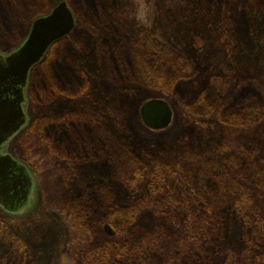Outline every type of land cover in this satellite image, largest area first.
Here are the masks:
<instances>
[{
	"label": "rangeland",
	"instance_id": "obj_1",
	"mask_svg": "<svg viewBox=\"0 0 264 264\" xmlns=\"http://www.w3.org/2000/svg\"><path fill=\"white\" fill-rule=\"evenodd\" d=\"M62 2L67 0H0V54L8 56L18 50L29 37L34 22L50 14ZM108 2L111 5L115 4V0ZM117 3L113 19L116 25L124 27L129 32L133 33L144 28L143 26L149 23V16L153 18L157 15L162 20L161 23L175 28L184 44L196 50L199 48L204 57L202 60L205 68H210L213 62L217 63L218 72L230 71L233 77L240 72L251 73L260 76L264 81V0H194L184 10L177 11L174 10L177 6L174 8L175 3L170 0L156 2L155 0H118ZM66 43L65 41L61 44L62 47L57 46L49 54L51 45L45 54L46 57L49 55L48 63L46 61L43 65H36L31 69L28 85L24 91L26 100L23 104V109L28 115V123L7 144L6 150L29 167L33 180V194L22 211L16 214H10L0 207V264H85L91 252L111 244L120 248L127 245V249L132 250V264H183L182 253L185 246L183 247L184 244L179 241L182 235L181 229L170 225L157 227L164 219L158 217L156 207L161 210L160 206L164 198L160 195L151 196L144 191L142 193L140 184L137 187L133 186L135 189L133 191L129 186L124 187L122 183L119 184L116 170L118 165L113 159L101 158L100 161L78 165L76 161L78 155L75 154L73 159L76 160L70 165L68 159L57 156L59 154L56 149H51L44 143L46 135L41 130L39 119L47 113V109L53 115V120L63 115L74 117L79 113L81 114L79 116L86 117L88 114L100 120L105 129L109 130L106 133L117 139L111 141L129 144L136 151L147 149L154 155L169 149V145L183 144L184 147H189L194 143L205 144L208 135L213 140L219 139V135L215 132L219 130L216 129L215 120L206 123L205 120L199 123L189 121L184 108H177V105H174L173 96L151 89L152 86L148 89L133 83L130 85L132 91L123 98L118 97L114 92L109 91V93L108 86L106 87L102 82L99 73H96V59L92 55L95 52L83 54L73 48L70 51ZM205 44L210 47L207 53H202ZM172 61L169 68L170 78L174 66H182L180 60ZM77 66L86 69L92 79L91 85L82 93L69 84L71 74L68 70L73 68L75 71ZM234 82L233 80L226 89L228 94ZM204 83L200 80L189 86L181 84L178 91L192 99L196 97ZM77 87L81 88V86ZM234 96L235 98L239 96L237 90ZM158 98L165 99L175 110L171 125L163 131L148 128L140 115V109L145 102ZM245 100L248 102L251 100L249 108L264 107V99L261 97L245 98ZM122 111L128 116L132 133L121 130L112 117L113 114L115 117L116 113ZM218 117L221 118L220 115ZM237 126L242 128L240 121ZM253 129L256 132H251L250 135L259 142L258 146H264V126ZM239 131L242 132L243 129H231L232 133L229 135L233 138L231 141L242 139ZM215 142L213 145L217 146ZM111 144L113 145V142ZM237 145L234 143V146ZM257 150L264 156L261 148H256ZM168 153L169 151L164 154ZM259 165L261 163L255 166V175H253L257 180H260L258 175L262 170V166ZM240 166L232 168L236 178L244 173ZM91 177L103 179L106 187L104 195H97L99 202L96 200L95 205L94 196L97 187L92 191L93 201H90V196L84 197L88 191L87 185L95 187ZM131 181L133 184V180ZM258 186L259 189L255 190V199L260 201L255 204L257 209L253 211L255 217L260 216L258 211L260 205L264 204V187L262 184ZM219 190L222 192L221 187ZM223 194H225L224 187ZM79 199L85 200L83 203L89 202L96 213L101 207L100 211L105 210V216H108V207L103 208V202L115 201L117 205L112 208L114 211H124L128 206L134 205L133 224L129 226L122 221L117 229H113L110 225L112 217L110 219L107 217L105 225H101L100 228L86 225L85 219L76 223L72 211L76 206V200ZM139 199L143 202L140 204L142 207L138 206ZM130 202L133 204L129 205ZM262 217L264 219L263 214ZM235 219L237 224L231 229L232 233L227 232L226 222L215 227L224 236L223 241H217V247L224 249L223 257H227L228 253L233 254L231 257H235L234 264H238L239 260L241 264L261 263V258L257 259L259 261L252 258L254 254L264 252V227L259 232L255 230L256 227L253 230L262 237L261 239L256 237L262 244L263 252H261L260 249L250 248L252 244L250 240L255 238L252 236L254 232L250 225H246L241 218ZM148 246L150 250L145 251V257L137 263L142 249Z\"/></svg>",
	"mask_w": 264,
	"mask_h": 264
},
{
	"label": "trees",
	"instance_id": "obj_2",
	"mask_svg": "<svg viewBox=\"0 0 264 264\" xmlns=\"http://www.w3.org/2000/svg\"><path fill=\"white\" fill-rule=\"evenodd\" d=\"M117 1L111 5L108 0H67L77 17V27L72 34L53 44L49 54L57 46L62 47L61 44L65 41L70 51L76 47L83 54L91 52L95 45L94 58L104 75L108 92H114L123 98L125 94H130L132 91L130 85L133 83L148 89L152 86L151 89L173 96L174 105H177V108H184L189 121L199 123L205 120L206 123L215 120L216 129H219L215 132L221 140H213L208 135L205 144L194 143L189 147H184L183 144L171 145L172 147L169 145V149L154 155L147 149L136 151L129 144L116 142L115 137L106 133L107 130L102 133V129L88 116L63 115L53 120V115L47 109L44 118L39 119L41 130L46 135L44 143L51 149H56L59 154H56L57 156L68 159L70 165L76 160L73 159L75 154L78 155L76 160L78 164L100 161L101 158L113 159L118 169L121 168L119 170L116 168L119 184L129 186L132 191L135 190L133 186L137 187L140 184L142 193L144 191L151 196H162L164 201L162 200L161 210L156 207V214L164 221L157 227L170 225L181 229L179 241L184 244L183 247L185 246L182 253L183 264H234L235 257H231L233 254L228 253L227 257H223L224 249L217 247V241H223L224 236L215 227L226 222L227 232L232 233L231 229L237 224L235 219L237 217L246 225H250L252 231L256 227L255 230L259 232L264 227L262 219L264 204H259L260 216H253V211L257 210L255 204L260 201L255 199V190L259 189L260 184L264 187V156L260 155L261 152L256 151V148L264 151V146H258L259 142L250 135L251 132H256L253 128L264 126V107L249 108L251 100L249 102L245 100L254 97L264 99V81L260 76L251 73L240 72L233 77L230 71L218 72L217 63L213 62L210 68H205L203 60L193 55L196 50L184 44L175 28L161 23L162 20L157 15L153 18L149 16V23L133 33L116 25L113 15ZM170 1L175 3L173 7L177 6L174 9L177 11L184 10L194 0ZM48 56L39 65L46 61L48 63ZM69 59L67 54V60ZM173 59L180 60L182 66H174L171 80L169 68ZM68 71L71 74L69 81H74L69 84L82 93L85 86L77 87L81 86L77 85L80 82L78 77L86 78L85 73L79 69L74 71L73 68ZM200 80L205 82V85L198 90L196 97L191 99L183 96L182 92V95L179 93L178 88L181 84L189 86ZM233 80L235 81L233 88L231 87L228 94L226 89ZM236 90L239 94L237 98L234 96ZM115 121L121 130L132 131L124 111L116 113ZM239 121L242 128H237ZM231 129H243L242 132L239 131L242 139L231 141L233 139L229 136L232 133ZM214 141L217 146L213 145ZM234 143L238 145L234 146ZM167 151L169 153L164 154ZM259 163L262 170L258 175L260 180H257L253 175L255 166ZM239 166L244 171L242 175H238L241 179L236 178L232 172V168ZM96 187L94 205L96 200L99 202L97 195L105 194L104 184H95L93 188L87 185L88 191L84 194L85 198L90 196V201H93L92 191ZM219 187L222 188V192ZM80 200H76V206L72 211L76 223L85 219L86 225L100 228L101 225H105L107 217L109 219L112 217L110 225L113 229H117L122 221L129 226L133 224L134 205H130L133 202H130V206L124 211L112 209L117 205L115 201L103 202L102 207H108V216H105V210L100 211L101 207L96 208L98 210L96 213L89 202L83 203L85 200ZM141 203L143 202L139 199V207H142ZM253 232L252 236L255 238L250 240L252 243L250 248L261 251L263 247L257 238L262 237ZM127 248V245L122 248L115 247L114 244L102 246L88 255L85 264H132V250ZM148 250L149 246L142 249L137 263L141 262ZM260 258L259 264H264V252L254 254L252 260L259 261L257 259ZM238 264H241L240 260Z\"/></svg>",
	"mask_w": 264,
	"mask_h": 264
},
{
	"label": "water",
	"instance_id": "obj_3",
	"mask_svg": "<svg viewBox=\"0 0 264 264\" xmlns=\"http://www.w3.org/2000/svg\"><path fill=\"white\" fill-rule=\"evenodd\" d=\"M75 22V16L67 2H62L50 14L34 22L29 37L18 50L8 56L0 54V161L4 160L19 168L25 175L27 188L30 190L33 189V180L27 167L11 155L3 156L2 150L28 123L23 104L31 69L41 62L52 44L72 32ZM140 115L148 128L160 131L171 124L173 110L166 100L158 98L145 102ZM30 190V195L27 194L20 207L12 209V206L9 207L2 200L0 205L9 212H20L31 199ZM9 191L7 188L6 194Z\"/></svg>",
	"mask_w": 264,
	"mask_h": 264
},
{
	"label": "flooded vegetation",
	"instance_id": "obj_4",
	"mask_svg": "<svg viewBox=\"0 0 264 264\" xmlns=\"http://www.w3.org/2000/svg\"><path fill=\"white\" fill-rule=\"evenodd\" d=\"M72 12H73V10H72ZM73 14H74V12H73ZM74 16H75V14H74ZM75 21H76L75 22V27H74V29L72 30V32L70 34H72L74 32V30L76 29V27H77V19H76V16H75ZM209 47L210 46L208 44H205V46L202 49L203 50L202 53H207ZM190 48H192V47L190 46ZM73 49H76L77 50L76 47H74ZM197 49L198 50L194 49L196 51L193 50L195 52V53H193V55L195 57H197V58L203 59L204 58L203 57V54L200 53L199 48H197ZM93 51L96 52L95 45L92 48V51L91 52H93ZM92 55H95V53L92 54ZM45 59H46V55H45L44 59L41 61V63ZM41 63H39V64H41ZM78 69L80 71L84 72L85 75H86V78H79L78 77V80L80 81L79 83L82 86L81 88H83L85 86V89H87V86L89 87V85H91V82H92L91 75H89L87 73L86 69H84V68H81V67L77 66L76 70H78ZM97 72L99 73L98 76L99 77H102V82H104L106 84V87H107V83L104 80L105 79L104 78V75H102V73H101L98 65H97V69H96V73ZM70 84H72V82H70ZM91 90H92V88H91ZM69 99H72V98H69ZM25 113H26V111H25ZM26 115H27V113H26ZM75 115H81V114L77 113ZM86 116H88L91 119H93V122L96 123L102 129L101 130L102 133H104V131L107 130V129H105L104 124L102 122H100V120H97L96 118H94V117H92L91 115H88V114H86ZM27 117H28V115H27ZM112 117L115 118L114 117V114L112 115ZM26 126L27 125H25L24 127H26ZM107 131H109V130H107ZM17 135L18 134H16L14 137H16ZM14 137H12V138H14ZM8 142H7V144H8ZM7 144H5L4 149L2 150V155L3 156H5V155H11L14 159L18 160L23 165H25L27 167L29 173H30V169H29V167L27 166V164L24 161L18 159L12 153H9L6 150ZM91 162H94V161H91ZM81 165H84V163H82ZM91 182H92V184H100V185H103L104 184V180L101 179V178H97V177H93V178L91 177ZM5 186H7V188H9V190H10L7 194H6V189L7 188ZM29 190L30 189L27 188V181H26L25 175L23 174V172L20 169L17 168V167H14V165H12V164H9L7 162H4V160L0 161V200H2L3 202H5L9 207L12 206L11 207L12 209H16L17 207H20L23 204L24 200L26 199L27 194L29 193ZM32 191H33V189L30 190L31 194H33ZM29 195H30V193H29ZM31 197H32V195H31ZM28 199H29V196H28ZM0 207H2L5 210V208L3 206L0 205ZM5 211L8 212V213H10V214H15V213L9 212L7 210H5Z\"/></svg>",
	"mask_w": 264,
	"mask_h": 264
}]
</instances>
